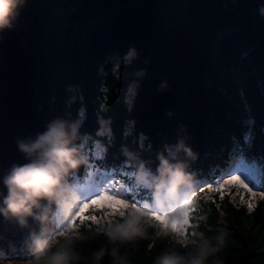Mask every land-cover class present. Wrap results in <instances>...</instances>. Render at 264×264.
I'll list each match as a JSON object with an SVG mask.
<instances>
[{
  "label": "trees",
  "instance_id": "trees-1",
  "mask_svg": "<svg viewBox=\"0 0 264 264\" xmlns=\"http://www.w3.org/2000/svg\"><path fill=\"white\" fill-rule=\"evenodd\" d=\"M261 7L264 0H25L12 27L0 30V207L4 178L32 160L19 144L35 142L57 119L79 122L86 153L93 141L104 148L69 182L107 173L114 185L127 186L120 197L130 203L147 197L133 177L138 161L129 163L125 148L155 171L158 153L184 138L197 159L184 153L180 159L198 185L239 160L256 163L264 179ZM131 51L134 56L116 66ZM102 123L107 138L98 134ZM202 194L190 224L213 243L219 231L227 233L209 264H264V198L249 210L228 197L205 203ZM41 227L34 217L21 225L0 213L5 264H32L28 244ZM43 227L50 236L54 225ZM81 232L88 238L75 242L71 264H94L101 247L100 264H112L106 237ZM165 250L171 241L153 228L148 238L120 246L129 264H155Z\"/></svg>",
  "mask_w": 264,
  "mask_h": 264
},
{
  "label": "clouds",
  "instance_id": "clouds-1",
  "mask_svg": "<svg viewBox=\"0 0 264 264\" xmlns=\"http://www.w3.org/2000/svg\"><path fill=\"white\" fill-rule=\"evenodd\" d=\"M24 2L0 0V30L12 27L17 9ZM259 11L264 15V7ZM167 87V82H162L160 90ZM84 139L78 121H53L35 142L19 144V149L32 160L14 166L3 180L7 195L0 213L6 218H16L21 225L26 224L27 217H34L42 225L41 232L33 233L28 244L32 264H71L76 259L75 242L88 238L81 232L82 228L106 237L112 264H129L127 256L120 253V246L148 238L149 228L155 230L156 237L171 241V250L157 256L155 264H209L210 258L225 245L227 233L219 231L213 243L196 225L189 223L196 208L197 183L194 174L188 171L189 164L180 159V153L191 161L197 159V154L186 145L185 139L158 153L155 171L124 149L129 163L138 161L133 177L147 197L139 203L104 192L84 199V193L69 182V177L82 166L90 167L89 156L81 146ZM34 209L42 211L37 214ZM88 210L91 215H86ZM97 212L101 215L97 216ZM48 222L54 225L50 236L45 235L47 230L43 227ZM88 222L91 227L87 226ZM189 229H192L190 235ZM189 247L191 251L183 254L177 250ZM105 254L104 247L94 253V264H100ZM215 264L222 261L217 259Z\"/></svg>",
  "mask_w": 264,
  "mask_h": 264
},
{
  "label": "rangeland",
  "instance_id": "rangeland-1",
  "mask_svg": "<svg viewBox=\"0 0 264 264\" xmlns=\"http://www.w3.org/2000/svg\"><path fill=\"white\" fill-rule=\"evenodd\" d=\"M134 56V53L131 51L129 52L125 57L118 59L116 62V66L128 62L132 57ZM135 84H131L126 94L130 97L135 92ZM99 135L108 137V127L105 123H102L101 128L98 132ZM103 145L100 144L98 141L91 142V146L87 147V154L91 152V157H99L102 154L103 151ZM95 173V175H94ZM89 172V175L82 183H78L76 181L73 182V185L75 187H78L83 193H84V199H89L91 196H94L96 194H99L100 192H103L106 188H109L111 186L112 191L109 192L110 195L115 194V192H119L120 195L123 194L127 190V186L124 184L114 185L115 181L113 180L112 175H109L107 173H97ZM237 176L239 177V180H231V176ZM94 177L96 179L100 178L99 183H95ZM225 181H229L228 183H225ZM240 181H243L244 184H246L248 187L247 189L244 188L242 184H240ZM264 181L263 174L261 171V167H259L256 163H249L247 161H237L233 166L228 167V170L221 174L218 178L214 179H207L203 178L201 180V183H197V194L199 193V190H202L203 192V200L204 202L209 201H215V200H224L225 197H228L230 200H232L235 204L240 206H245L249 210L252 209L257 200H260L261 198H264V188L261 185V183ZM217 183L222 184V189L217 192L215 191V187ZM213 189V190H210ZM248 189H251V192L248 191ZM252 193H255V195H252ZM118 196V198L122 199ZM200 196L196 197V200H198ZM100 203H106V202H100ZM249 204H252V207L249 208ZM198 206V201H196V208L192 212V216H197L194 214ZM90 212V213H88ZM92 212L90 210L86 211V215H91ZM97 216H100L101 213L97 212L95 213ZM190 223V220H189ZM189 234V230H188ZM0 264H5V261L0 258Z\"/></svg>",
  "mask_w": 264,
  "mask_h": 264
},
{
  "label": "snow or ice",
  "instance_id": "snow-or-ice-1",
  "mask_svg": "<svg viewBox=\"0 0 264 264\" xmlns=\"http://www.w3.org/2000/svg\"><path fill=\"white\" fill-rule=\"evenodd\" d=\"M231 180H239V177L233 175V176H231ZM228 182L229 181H225V183H228ZM240 184H242L244 186V188L247 189L248 186L246 184H244L243 181H240ZM222 187H223L222 184L217 183V185H216V187H215L214 190L217 191V192H219L222 189ZM210 190H213V189H210ZM110 191H112L111 186L109 188H106L103 192L106 193V194H108V195H110L109 194ZM248 191L251 192V189H248ZM100 193L99 194H96L94 196H99ZM119 195H120L119 192H115V194L110 195V196H114V197H117L118 198ZM252 195H255V193H252ZM123 200H125V199H123ZM251 207H252V204H249V208H251Z\"/></svg>",
  "mask_w": 264,
  "mask_h": 264
}]
</instances>
